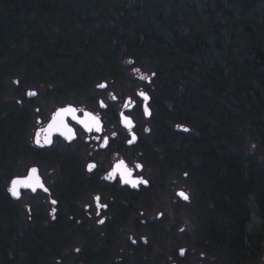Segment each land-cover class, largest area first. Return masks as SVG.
<instances>
[{
    "label": "flooded vegetation",
    "instance_id": "1",
    "mask_svg": "<svg viewBox=\"0 0 264 264\" xmlns=\"http://www.w3.org/2000/svg\"><path fill=\"white\" fill-rule=\"evenodd\" d=\"M115 52L97 55L103 60L90 69L5 71L6 80L0 71V109H11L16 124L10 149L0 152V234L6 238L0 264H264V231L257 234L264 217L258 210L260 222L252 224L249 195L258 206L252 192L249 214L229 215L212 189L192 182L198 196L184 214L191 229L179 227V206L190 198L195 135L180 118L176 88ZM63 108L75 109V118L64 117L72 138L53 131L45 143V132L37 144L36 133ZM89 114L99 119L100 131L80 123ZM121 161L147 184L132 187L119 173L109 179ZM90 164L96 167L89 170ZM171 174L181 183L165 181ZM17 179L36 190L20 186L17 198L9 191ZM232 218L243 239L235 249L225 238Z\"/></svg>",
    "mask_w": 264,
    "mask_h": 264
},
{
    "label": "trees",
    "instance_id": "2",
    "mask_svg": "<svg viewBox=\"0 0 264 264\" xmlns=\"http://www.w3.org/2000/svg\"><path fill=\"white\" fill-rule=\"evenodd\" d=\"M124 3L0 0L3 80L5 71L90 69L107 46L134 57L177 90L180 118L195 135L191 182L212 189L229 215L247 216L252 192L264 217V0ZM0 110L1 152L10 149L16 124L11 109ZM228 223L233 232L225 238L235 249L243 245L234 233L240 227ZM5 242L0 234V254Z\"/></svg>",
    "mask_w": 264,
    "mask_h": 264
},
{
    "label": "snow or ice",
    "instance_id": "3",
    "mask_svg": "<svg viewBox=\"0 0 264 264\" xmlns=\"http://www.w3.org/2000/svg\"><path fill=\"white\" fill-rule=\"evenodd\" d=\"M99 87H106V85H99ZM28 95H36V93L34 92H30L28 93ZM142 96H144L143 93H141ZM144 99H148L147 96H144ZM67 115H72L73 118H75V109L73 108H63L60 109L54 116L53 121L51 124H49L47 129H40V131H38L36 133V143L40 144L41 143V134L42 133H47L48 135L43 137L44 142L45 143H50V136L51 133L53 131H60L62 135H66L67 138L71 139L72 138V129L68 128L67 125L64 123V117ZM124 121H125V125L129 128H131L132 125V121L131 119H129L128 117H124ZM81 124L84 125V127L88 130V131H92L93 128H95L96 131H100L101 127H100V121L97 117L91 116V114H89V120L88 121H80ZM133 139H135V137H133ZM96 165L94 164H90L88 165L89 170L95 168ZM137 167H142L140 165H137ZM33 173L35 174L36 169L32 170ZM117 173H119L120 175L123 176L124 178V182L127 184H130L132 187H137L139 184L143 183V184H147L146 180L143 179H133L132 178V171L130 169L127 168V166L124 164L123 161H121L120 164L116 165V170L113 172V174L111 176H109L108 178L111 179L113 178ZM38 181V178H37ZM23 186V187H27V188H32L33 191H35V187L33 185V183L29 182V181H22V180H14L12 181V186L9 189V191L16 196L17 198H19L20 192H19V187ZM41 187H43V185H40ZM45 191H47V189H44ZM178 195L180 197H182L183 199L187 200L189 197L184 193V192H180L178 193ZM97 201H99V197L96 198ZM53 204L56 203V201H52ZM104 207H106V205H104ZM104 221L101 220L100 223H103ZM77 251H79V249H77Z\"/></svg>",
    "mask_w": 264,
    "mask_h": 264
},
{
    "label": "rangeland",
    "instance_id": "4",
    "mask_svg": "<svg viewBox=\"0 0 264 264\" xmlns=\"http://www.w3.org/2000/svg\"><path fill=\"white\" fill-rule=\"evenodd\" d=\"M204 2H207L208 0H203ZM133 2V0H125V3H124V5L125 6H127V4H131ZM128 7V6H127ZM129 8H130V6H129ZM132 8V7H131ZM129 11H131L132 12V10L130 9ZM89 34V36H92L93 35V33L92 32H89L88 33ZM75 48V52H79V51H82V49H80V47H74ZM111 48H113V46L112 47H110V46H107L106 47V50H105V53L106 54H108L109 52H110V50H111ZM11 81V80H10ZM10 87H12V85H13V81H11L10 83ZM176 181V183L177 184H180L181 183V176L179 175V177H178V175L177 176H175L174 174H171V175H168V177L165 179V181H167V182H171V181ZM177 188V187H176ZM175 188V189H176ZM190 188H191V192H190V198H189V201H187V202H185V203H183V206L181 205V206H179V213H181L182 215H183V217H184V214H188V208L187 207H189V206H191V205H195V199L197 198V196H198V191H197V189H196V187L194 186V185H192V182H191V186H190ZM196 191H197V194H196ZM196 194V195H195ZM172 195V194H171ZM166 197V196H165ZM167 198V200H168V197H166ZM249 198H250V200H251V202H250V205H251V208H252V210H251V213H252V216H253V222H252V224H258L259 222H260V216L258 215L259 213H258V206H257V204L255 203V201L252 199L253 197H252V195H249ZM168 202H169V206H172L171 204H170V201L168 200ZM179 227L180 228H185V229H191V219L189 218V217H184V219L179 223Z\"/></svg>",
    "mask_w": 264,
    "mask_h": 264
},
{
    "label": "water",
    "instance_id": "5",
    "mask_svg": "<svg viewBox=\"0 0 264 264\" xmlns=\"http://www.w3.org/2000/svg\"><path fill=\"white\" fill-rule=\"evenodd\" d=\"M186 128H189V127H186ZM182 192V191H179V193Z\"/></svg>",
    "mask_w": 264,
    "mask_h": 264
}]
</instances>
